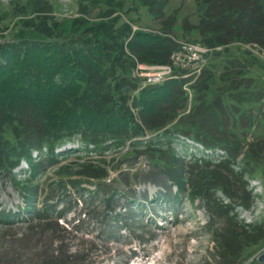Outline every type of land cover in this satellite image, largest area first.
<instances>
[{"label": "rangeland", "instance_id": "obj_1", "mask_svg": "<svg viewBox=\"0 0 264 264\" xmlns=\"http://www.w3.org/2000/svg\"><path fill=\"white\" fill-rule=\"evenodd\" d=\"M45 2V15L60 22L77 14L76 0ZM20 3L23 1L0 0V43L18 37L44 39L30 28H21L24 17L16 9ZM123 6L127 12H120V21L128 24L131 32L152 33L172 42L201 43L191 28L198 24L194 0H167L162 16L156 20L131 0H125ZM22 12L32 17L34 10ZM100 14V8L86 11L79 30L98 23ZM69 33L75 34L71 29L62 31L63 36ZM232 59L244 62L242 72L257 85L255 90L249 89L250 96L264 91V58L232 44L206 59L205 69L211 78L204 103L227 87V82L219 80V69ZM134 68L130 69V78ZM190 96L192 104L187 103V109L195 104L194 92ZM222 101L226 106L234 104L226 93ZM260 102L237 105L236 112H249L250 120L241 128L231 119V147H241L244 152L263 135L264 100L261 107ZM178 114L166 131L144 130L139 137L107 138L98 144L75 136L60 141L50 151L43 147L41 153H30L31 163L52 154L55 164L47 167L43 161L34 173L23 159L9 172L0 169V236H4L0 240V261L9 256L17 264H33L55 249L51 241L56 231L66 264H226V260H219L214 240L221 241L220 236L227 237L228 233L238 234L242 225H248V230L264 226V165L246 164L242 153L224 164L225 158L218 152L207 156L192 149L187 141L193 140L183 134L187 128L180 124L186 114ZM202 160L214 164L209 168L212 172L208 171L215 175L210 177L205 170L196 173L198 167L203 168ZM217 175L219 178H214ZM176 177L188 182L182 192L176 189ZM196 182L201 190L188 193V184L195 187ZM239 241L240 264H264L258 261L264 255V240Z\"/></svg>", "mask_w": 264, "mask_h": 264}, {"label": "trees", "instance_id": "obj_2", "mask_svg": "<svg viewBox=\"0 0 264 264\" xmlns=\"http://www.w3.org/2000/svg\"><path fill=\"white\" fill-rule=\"evenodd\" d=\"M22 1L16 8L20 17H24L21 28H30L44 39L18 37L0 43V169L9 172L19 159H23L30 163L34 173L41 169L43 161L48 163L47 167L55 164L52 154L45 160L31 163L30 153H41L43 147L50 151L55 144L75 136L83 142L98 144L107 138L139 137L144 130L166 131L178 113L182 115L183 112L186 116L180 124L187 128L183 134L198 144L202 151L222 152L224 164L233 162L242 153L246 164L260 162L264 165V133L244 152L241 147H231L230 136L234 135L228 128L231 119L241 128H245L246 121L250 120L249 112H236L237 105L261 101V107L264 100L263 90L250 96L249 89L255 90L257 85L242 72L245 69L243 61L232 59L221 66L219 80L227 82V87L207 103L203 102V97L211 73L204 67L199 77L189 85L195 95V104L187 109V103L192 104V97L188 102L182 90L185 80L169 79L140 87L138 80L129 77L135 63L166 64L176 45L168 37L131 32L130 26L122 23L119 17L121 11L127 12L123 6L125 0H76V16L63 22L45 15L42 10L46 6L45 0ZM131 1L144 8L155 20L162 16L167 4V0ZM194 2L198 24L191 28L200 44L222 49L232 44L241 48L249 45L264 50V0ZM29 8L34 10L32 17L22 12ZM95 8L102 10L97 18L100 21L79 30L81 17ZM65 29H71L75 34L63 36ZM224 93L233 100V105L223 103ZM226 128L230 131L226 132ZM176 161L181 160L177 158ZM202 161L203 168L198 167L196 173L212 172L209 168L214 164ZM209 171L208 176L215 175ZM95 177L101 178V175ZM186 183L183 177L174 180L179 192L183 191ZM188 186V193L201 190L200 185L194 187L190 183ZM248 204L244 205L245 209ZM248 227L242 225L238 234L228 233L227 237L220 236L221 241L214 240L219 260H226V264H240L237 260L241 246L239 240L248 243L264 240V226H254L251 230ZM58 235L53 231L51 243H55V249L51 248L48 255L44 253L33 264H66L60 255L61 239ZM3 237L0 236V240ZM19 239L22 241L25 236ZM12 261V257L5 256L0 264H17Z\"/></svg>", "mask_w": 264, "mask_h": 264}, {"label": "built area", "instance_id": "obj_3", "mask_svg": "<svg viewBox=\"0 0 264 264\" xmlns=\"http://www.w3.org/2000/svg\"><path fill=\"white\" fill-rule=\"evenodd\" d=\"M176 47L170 53L167 63L163 65H151V66H142L146 64L135 63L134 71L132 72L131 79H136L139 81L140 87L147 85L160 84L169 79H180L185 80L186 82L182 86V90L188 93L187 101H190V89L189 85L194 82L199 75L201 74L202 69L206 65V59L214 52L221 51V47H207L200 43L196 42H174ZM243 48L253 51L264 58V50L257 48L255 46L244 45ZM144 73H151L145 76H142ZM139 71V72H138ZM148 71V72H146ZM135 73V74H134ZM188 140V139H187ZM188 144H191L192 149L199 150L203 154L207 153V156L216 155V152L220 155H223L222 152L216 151L215 153H210L208 151H202V148L192 142L187 141ZM195 144V145H194Z\"/></svg>", "mask_w": 264, "mask_h": 264}, {"label": "water", "instance_id": "obj_4", "mask_svg": "<svg viewBox=\"0 0 264 264\" xmlns=\"http://www.w3.org/2000/svg\"><path fill=\"white\" fill-rule=\"evenodd\" d=\"M258 261H259V262H263V261H264V255L260 256V257L258 258Z\"/></svg>", "mask_w": 264, "mask_h": 264}]
</instances>
